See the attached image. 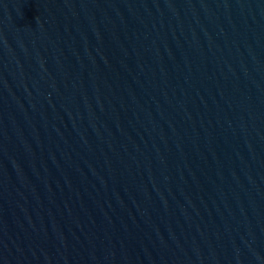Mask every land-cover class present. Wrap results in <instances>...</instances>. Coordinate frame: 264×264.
Returning a JSON list of instances; mask_svg holds the SVG:
<instances>
[{
  "label": "water",
  "instance_id": "1",
  "mask_svg": "<svg viewBox=\"0 0 264 264\" xmlns=\"http://www.w3.org/2000/svg\"><path fill=\"white\" fill-rule=\"evenodd\" d=\"M0 264H264V0H0Z\"/></svg>",
  "mask_w": 264,
  "mask_h": 264
}]
</instances>
